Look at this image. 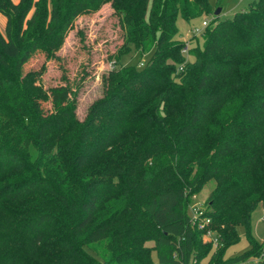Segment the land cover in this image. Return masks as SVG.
Instances as JSON below:
<instances>
[{"label":"trees","instance_id":"obj_1","mask_svg":"<svg viewBox=\"0 0 264 264\" xmlns=\"http://www.w3.org/2000/svg\"><path fill=\"white\" fill-rule=\"evenodd\" d=\"M109 3L122 50L151 60L112 70L83 121L68 87L50 91L57 115L43 116L25 65ZM212 8L209 0H51L47 13L35 0H0V264H152L154 252L159 264H264V241L251 233L264 204V0L193 37L187 58L178 20ZM211 180L203 217L218 248L189 215ZM240 226L250 249L227 259Z\"/></svg>","mask_w":264,"mask_h":264},{"label":"rangeland","instance_id":"obj_2","mask_svg":"<svg viewBox=\"0 0 264 264\" xmlns=\"http://www.w3.org/2000/svg\"><path fill=\"white\" fill-rule=\"evenodd\" d=\"M17 3L18 0H11ZM41 10L50 12L51 0H35ZM213 6L211 14L188 23L181 17L178 20L179 42H185L192 37V30L202 29L207 20L213 28L218 19H232L236 13L248 10L258 0H209ZM221 9L219 16L215 12ZM35 11L33 8L32 12ZM32 14V13H31ZM30 14V15H31ZM6 18L0 13V33L5 35ZM205 37L199 38L201 45ZM125 45L124 31L119 18L115 14L112 4L104 5L97 13L80 16L72 25L65 38L56 47L47 52H38L25 65L24 74L35 81L33 96L37 100L43 116H56L57 112L51 97V90L59 87H68L71 99L75 101L76 115L83 121L94 102L104 95V79L112 70L123 67H142L152 58V53L141 57L136 48L131 47L127 52L122 48ZM191 45H195L191 43ZM65 133L70 134V130ZM2 184V183H0ZM217 183L209 181L202 191L196 194L191 201L190 208L200 206L203 211L207 208V200L215 191ZM23 203L21 206H27ZM252 236L264 241V204H260L254 211L251 220ZM240 239L238 243L228 247L225 253L227 259L236 257L250 249V240L247 228L238 229ZM42 257L50 258L49 250L42 252ZM257 259L255 258V261ZM152 264H159L157 253L152 256ZM239 264H251L250 261Z\"/></svg>","mask_w":264,"mask_h":264},{"label":"built area","instance_id":"obj_3","mask_svg":"<svg viewBox=\"0 0 264 264\" xmlns=\"http://www.w3.org/2000/svg\"><path fill=\"white\" fill-rule=\"evenodd\" d=\"M209 26V22L206 20L203 23V27L202 29H194L192 30V37L190 38V40L193 37H197L203 34V32L205 31V29ZM190 40L185 41L186 46L185 49L183 50V54L184 56H186L187 58L189 57V49L191 47V43ZM143 65V64H142ZM180 70H183L182 68H180ZM204 212L202 210V208L200 206H193L190 208V218L192 221V224L194 226H197V228H199L200 230L203 231V241L204 242H210L213 244L214 248H218L221 245V241H220V237L217 233L216 230H214L211 226V219L209 217L204 218ZM239 264V263H238Z\"/></svg>","mask_w":264,"mask_h":264},{"label":"water","instance_id":"obj_4","mask_svg":"<svg viewBox=\"0 0 264 264\" xmlns=\"http://www.w3.org/2000/svg\"><path fill=\"white\" fill-rule=\"evenodd\" d=\"M221 12H222V10H221V9H218V10L216 11V15L219 16V15L221 14Z\"/></svg>","mask_w":264,"mask_h":264}]
</instances>
